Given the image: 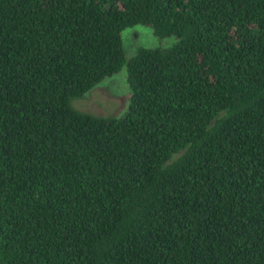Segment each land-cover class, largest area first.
I'll use <instances>...</instances> for the list:
<instances>
[{"label": "trees", "instance_id": "1", "mask_svg": "<svg viewBox=\"0 0 264 264\" xmlns=\"http://www.w3.org/2000/svg\"><path fill=\"white\" fill-rule=\"evenodd\" d=\"M0 264H264V0H0Z\"/></svg>", "mask_w": 264, "mask_h": 264}, {"label": "rangeland", "instance_id": "2", "mask_svg": "<svg viewBox=\"0 0 264 264\" xmlns=\"http://www.w3.org/2000/svg\"><path fill=\"white\" fill-rule=\"evenodd\" d=\"M121 44L124 57L132 55L138 47H165L172 37L158 38L152 29L143 24H135L121 31ZM128 96L124 81V69L101 79L82 97L74 98L72 107L95 115H118L123 110Z\"/></svg>", "mask_w": 264, "mask_h": 264}]
</instances>
